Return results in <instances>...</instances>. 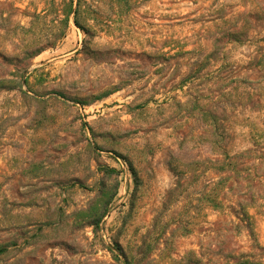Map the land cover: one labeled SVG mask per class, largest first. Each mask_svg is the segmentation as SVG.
<instances>
[{"label": "rangeland", "instance_id": "374dc122", "mask_svg": "<svg viewBox=\"0 0 264 264\" xmlns=\"http://www.w3.org/2000/svg\"><path fill=\"white\" fill-rule=\"evenodd\" d=\"M0 264H264V0H0Z\"/></svg>", "mask_w": 264, "mask_h": 264}, {"label": "trees", "instance_id": "16d2710c", "mask_svg": "<svg viewBox=\"0 0 264 264\" xmlns=\"http://www.w3.org/2000/svg\"><path fill=\"white\" fill-rule=\"evenodd\" d=\"M75 25H76V26L78 25L77 22H75Z\"/></svg>", "mask_w": 264, "mask_h": 264}]
</instances>
